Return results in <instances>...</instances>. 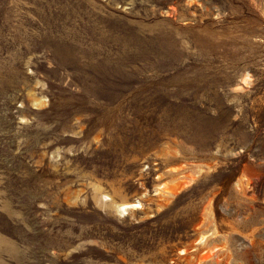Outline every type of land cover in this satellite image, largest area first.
Segmentation results:
<instances>
[{"label": "rangeland", "instance_id": "1", "mask_svg": "<svg viewBox=\"0 0 264 264\" xmlns=\"http://www.w3.org/2000/svg\"><path fill=\"white\" fill-rule=\"evenodd\" d=\"M0 264H264V0H0Z\"/></svg>", "mask_w": 264, "mask_h": 264}, {"label": "bare ground", "instance_id": "2", "mask_svg": "<svg viewBox=\"0 0 264 264\" xmlns=\"http://www.w3.org/2000/svg\"><path fill=\"white\" fill-rule=\"evenodd\" d=\"M174 189V188H173ZM136 203H123L120 205L121 211L127 212L128 207L135 205Z\"/></svg>", "mask_w": 264, "mask_h": 264}]
</instances>
